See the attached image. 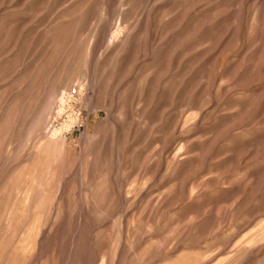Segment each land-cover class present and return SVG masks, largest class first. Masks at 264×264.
Listing matches in <instances>:
<instances>
[{"label": "rangeland", "instance_id": "374dc122", "mask_svg": "<svg viewBox=\"0 0 264 264\" xmlns=\"http://www.w3.org/2000/svg\"><path fill=\"white\" fill-rule=\"evenodd\" d=\"M0 264H264V0H0Z\"/></svg>", "mask_w": 264, "mask_h": 264}, {"label": "bare ground", "instance_id": "6f19581e", "mask_svg": "<svg viewBox=\"0 0 264 264\" xmlns=\"http://www.w3.org/2000/svg\"><path fill=\"white\" fill-rule=\"evenodd\" d=\"M65 99H66V98H65ZM62 110H63V109H62ZM65 125H66V123H65ZM65 127H66V126H65ZM53 130H54V129H53ZM53 132L56 133V130H54Z\"/></svg>", "mask_w": 264, "mask_h": 264}]
</instances>
